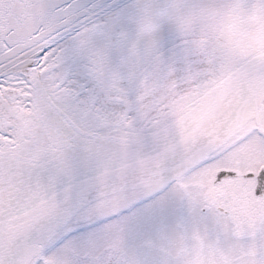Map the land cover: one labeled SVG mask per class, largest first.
Returning <instances> with one entry per match:
<instances>
[{"label": "snow or ice", "instance_id": "6c2138e0", "mask_svg": "<svg viewBox=\"0 0 264 264\" xmlns=\"http://www.w3.org/2000/svg\"><path fill=\"white\" fill-rule=\"evenodd\" d=\"M0 264H264V0H0Z\"/></svg>", "mask_w": 264, "mask_h": 264}]
</instances>
